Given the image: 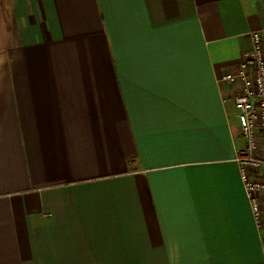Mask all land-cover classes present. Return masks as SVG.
<instances>
[{"label": "crops", "instance_id": "crops-1", "mask_svg": "<svg viewBox=\"0 0 264 264\" xmlns=\"http://www.w3.org/2000/svg\"><path fill=\"white\" fill-rule=\"evenodd\" d=\"M264 0H0V264H264L223 79Z\"/></svg>", "mask_w": 264, "mask_h": 264}, {"label": "built area", "instance_id": "built-area-1", "mask_svg": "<svg viewBox=\"0 0 264 264\" xmlns=\"http://www.w3.org/2000/svg\"><path fill=\"white\" fill-rule=\"evenodd\" d=\"M251 47L223 79L239 86L233 98L243 142L234 149L244 191L264 247V30L249 33Z\"/></svg>", "mask_w": 264, "mask_h": 264}]
</instances>
